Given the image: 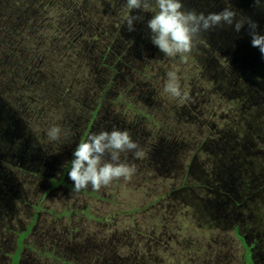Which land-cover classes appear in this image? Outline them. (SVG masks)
<instances>
[{"label":"rangeland","instance_id":"obj_1","mask_svg":"<svg viewBox=\"0 0 264 264\" xmlns=\"http://www.w3.org/2000/svg\"><path fill=\"white\" fill-rule=\"evenodd\" d=\"M3 1L8 5L9 0ZM12 4L14 8L16 6L13 31L21 30L17 37L20 39L21 48H6L3 52L2 62L10 68L14 77L0 74V97L5 96L0 99V107L3 109L6 105L19 106L21 114L13 115L12 123L15 122V125L4 130L6 136L3 138L9 140L14 136L11 139L15 140L13 143L25 141V133L30 131L37 140L26 145L38 152L35 159L25 162L21 156L24 147L12 146L0 161V185L10 189L0 191V264L10 263L12 254L17 250L19 234L33 221L35 223L32 231L23 242L25 246L21 264H138L140 255L149 252L157 244H161L168 251L173 250L176 254L183 255L184 259L175 264H247L243 255L246 250L243 246L245 242L253 246V262L264 264V212L260 211L262 207L258 211L248 209L246 212L239 211L236 207L231 208L232 205L226 208V202L231 200L227 195L216 199L214 192L220 193L216 187L199 184L207 177L210 169L212 173L223 175L218 181L219 184H225L229 180L233 189L240 185L233 168H217L227 165L225 161H218L217 155L231 156L235 152L231 145L224 141L219 143L216 133L209 132L206 127L199 129L200 134H196V127H192L206 120L196 112L200 105L197 91H202L203 87H196L192 83V79L200 74V67L197 65L212 58L210 54L206 57L208 52L204 43L200 45L201 38L194 41L192 51L184 62L178 56H166L159 58L160 65H153L143 74L132 70L134 96L127 99L134 102L136 107L126 106L124 100L127 99L115 104L107 103L108 107L102 109L97 117V121L105 117L106 121L113 122L114 125L124 123L126 119H144L145 124H142L141 131L139 128L135 129V141L144 152L148 148H155L158 138L176 146L184 138L189 141L188 149L184 147L177 150L176 163L169 169L160 162L161 166L156 168H161L160 173L153 166L151 170L146 168L147 164L151 165L147 154L139 161L131 153H126L127 159L131 155L132 160L125 162L139 170L131 179L120 178L99 190H93L89 185L76 192L73 188L74 182L68 178V164L73 158L74 147L82 141L83 132L73 133V142L65 141L66 147L60 150L51 148L53 141L50 142L46 136L49 127L60 125L59 122L72 112L80 116L79 118L91 115L86 111L91 110L88 106L77 111L73 100L65 92L66 85L62 81L65 64L70 65L69 62L74 60L71 52H76L75 46L69 45L67 39L73 27L93 22L100 27L86 37L93 39L97 36L109 43L114 34L109 33L105 26H127L125 16L131 10L127 9L126 0L120 2L118 7L116 2L113 6L111 0H34L32 7H27V0H12ZM4 9L6 7H0V19L7 18ZM131 14L138 13L132 10ZM141 16L143 19L135 22L134 31L130 32L128 28L124 30L121 41L127 43V50L132 49L133 44L129 43L135 40L134 36L143 28L142 40L139 41L141 47L147 46L150 51H155L158 48L151 43L150 30L142 27L148 18L142 11ZM11 31H0V38L8 35L16 39ZM258 31L264 33L262 29ZM26 35L28 37L24 41ZM82 37L81 33L78 38ZM22 48L26 50L23 51ZM226 48L229 49L230 46L226 45ZM215 53L214 58H217L220 52L218 50ZM122 54L123 51L118 52V57H123L124 55L120 56ZM216 63L217 60L209 65ZM224 63L228 64V59ZM169 70L178 72L182 90L188 93V99L184 103L171 99L163 92ZM81 75L84 77V72ZM100 79L107 78L101 76ZM188 84L196 88L192 93ZM205 86L208 88V83ZM222 105L223 102L220 105L216 103L218 108ZM24 109L26 114L22 113ZM173 109L184 111L189 117V127L172 116ZM185 115L182 116L186 117ZM191 117L195 120H190ZM76 127L85 129L87 124L84 128ZM154 129L160 130L156 137L150 135L155 132ZM128 130L131 133V129ZM157 159L159 158L154 161ZM35 161L42 167L39 174L35 170L37 168L31 167ZM121 161L124 162L123 154ZM248 162L260 169L258 172L249 171L244 178L255 185L260 178L264 179V156L251 155ZM187 168L193 173L190 180L185 176ZM200 168H204L203 173H199ZM64 171V185L52 188V181L59 180ZM214 173L210 179L212 181L215 179ZM170 189H174V192L163 196L165 193L168 195ZM236 190L241 201L247 194H252L249 188L241 190L238 187ZM190 193L206 202L208 217L200 212L193 213L189 204L187 206L178 203L176 208L174 200L170 198L175 194L183 199ZM262 202L264 203V198ZM148 204V208L139 211V208ZM38 205L45 210L33 220L35 207ZM242 207L247 209L250 206L247 203ZM87 208L93 217L86 213ZM75 209L77 212L73 211ZM176 209L178 215L173 217ZM168 232L173 235L184 232L193 244L177 245L163 235ZM236 232H239L238 236ZM241 237H245V241ZM172 260L173 257L167 254L166 262L171 264Z\"/></svg>","mask_w":264,"mask_h":264},{"label":"trees","instance_id":"obj_2","mask_svg":"<svg viewBox=\"0 0 264 264\" xmlns=\"http://www.w3.org/2000/svg\"><path fill=\"white\" fill-rule=\"evenodd\" d=\"M2 1L3 0H0V7H6L4 10L7 13V18L0 19V31L12 30L11 33L13 37H16V39H13L8 35H4L3 38H0V70H2L0 74L5 73L13 78L14 74H12L10 68L2 62V56L6 48H21L20 39L17 38L18 33H21V30L18 29L17 32L13 31L16 21V6L15 8L13 7L12 0L8 1V5ZM111 1L113 6H115L116 2V7H118L120 2L124 0ZM33 4L34 0H27V7H32ZM183 4L186 10H195L198 13L203 12L205 14L210 12H219L225 7H231L237 11L238 18L250 17L253 21L258 20V22L255 21L259 25L258 29H262L264 32V3L257 5L255 0H183ZM82 5H84L83 2ZM141 11L142 10L139 9L135 10V12L139 15H141ZM142 13L146 14L148 19H150L153 15L152 13H144L143 11ZM99 27V24L85 22L82 25L73 27L71 29L70 37L67 39V43L69 45L75 46L76 52L75 54H72L71 52L74 60L69 62L70 65L65 64L66 69L62 79V81H64L63 83L66 85L65 92L68 95V98L73 100L72 103L73 105L75 104L74 107L77 111L80 108L85 109V106H88L91 110L86 111L90 112L91 115L79 118L80 116H77L72 112L68 117L63 118L59 124L66 135H62L59 141H51V148L54 147L59 150L64 149L66 147L65 141H68L69 143L73 142V133L80 134L83 132L81 140H84L90 133L94 131L98 132L103 130V128L109 131H111L114 127H118L120 129H131V135L135 140L137 139L135 129L139 128L141 131L142 124H145L144 119L139 118L136 121L134 120L135 122L126 119L124 123L114 125L113 122L106 121L105 117L100 119L101 122L100 120L97 121V117L102 113V109L104 110L108 107L109 104L107 103L115 104L119 101L127 99L128 97L134 96L133 87L135 84L131 82L132 70H136L143 74L153 65H160L159 58L166 56L161 54L158 49L150 51L151 49H148L147 46L141 47L139 41L141 39V33L144 32L143 28H141V30H143L142 32L140 30V32L134 36L135 40L129 43L130 45L133 44V48L127 50V47L129 46H126L127 43L121 41L122 33L127 29V26L117 27L115 25L114 28L105 26L109 33L114 34V38L109 43L104 39H99L97 36L93 39H90V36L86 37ZM142 27L146 29L147 23ZM81 33L83 34V37L79 39L78 36ZM27 37L28 35H26L24 41H26ZM199 37L201 38L200 45L204 43L208 52L206 57H209L208 55L210 54L212 58L208 59V62H200L199 65H197L200 67V74L192 79L193 85L196 87H203L202 91H197V95H199L198 98H200V105L196 109V112L199 117L206 119L204 121H200L196 125H192V127H196V134H200V128L206 127L209 132L216 133V138H218L217 141H219V143L224 141L225 143L231 145L235 152L231 154V156L217 155L218 158L216 157V159L218 161H225L227 163L226 166L217 168H226L228 166L233 168V173L236 175V179L240 183L239 186L237 183L236 185L241 188V190L249 188L252 194L246 193L248 196H245L244 200L241 201L237 195L238 191L236 189H238V187L234 188V190L232 183L229 180H227L225 184L218 183V181L222 179L223 175L213 172L215 179L214 181H212L213 179L210 180L213 173L209 168H207L210 171L207 173V177L199 184H203L204 187H216L220 191V193L214 192L216 199L222 195H227L231 200L226 202V208H228V205H232L231 208L236 207L239 211L246 212L248 209L258 211L259 208L262 207L260 211L264 212V203L262 202V198H264V179L260 178L255 182V185L249 180L245 181L244 179L249 171H260L256 165H251L252 162H248L250 156L254 154L264 156V57L258 53L257 48L251 45V37L249 35L247 24H245L244 28L239 33L234 30V26L224 25L202 32ZM200 45H197V47ZM226 45L230 46V48L227 49ZM22 50L25 51L26 49L22 48ZM218 50L220 52L219 56L214 58L216 54L215 52ZM120 51H123V54L120 55H124L123 57H118V52ZM197 53L200 54V52ZM226 59H228V64L225 65L224 61ZM216 60L217 63L215 65H209L214 63ZM82 72H84V77L81 75ZM100 75L109 80L100 79ZM190 81L191 79L188 82ZM15 82L20 84L18 80H15ZM206 83H208V88L205 86ZM188 86L191 88V93L196 89L190 84H188ZM4 97L5 96H1L0 99ZM79 98L81 101H79ZM215 102L218 105L223 102V105L218 108ZM124 103L126 106L134 105L136 107L135 103L129 99L124 100ZM173 111H171L172 116L181 120V123H186L187 125V118L189 117L184 114V111H182V109H173ZM22 113L26 114V109H24ZM134 113L136 114L137 111H134ZM14 114H21L19 106L6 105L3 109L0 107V161L3 159L4 154L10 151L12 146H16L18 148L23 146L24 151L21 154L23 160L25 162L31 161V159H35V154L38 151L37 149H31L26 145L28 142L37 140L36 137L30 133V131H26L25 141L13 143L15 140L11 141V139L14 136H12L9 140H7V138H3L6 136L4 135V130L15 125V122L12 123ZM182 115H185L186 117H183ZM6 117L8 120H6ZM190 120H195V118L191 117ZM86 124L87 127L85 129L76 127L80 126L84 128ZM187 127L189 126L187 125ZM154 130L155 132L150 135H154L156 137L160 130ZM75 136H77V134H75ZM154 139L155 138H151V140ZM183 139L181 143H178L176 146L167 144L164 139L158 138L156 147H153L152 149L148 148L145 151V154H147L151 159V165L147 164L146 168L151 170V166H153L156 169L161 166V163L165 164L168 169L172 167V165L176 163L175 157L178 153L177 150L184 147L187 148L189 143L188 140L184 139L186 141H183ZM206 145L211 147L208 143ZM195 150L200 149L195 148ZM123 156L124 162L126 160H132L131 155L129 156V159H127V154H123ZM184 156L186 157V155ZM155 158H159L160 160L157 159L154 161ZM183 162L184 160H182V163ZM31 167L37 168L35 169L38 170L37 174H39L42 170L41 165H39L37 161H35ZM68 168H70V162L68 164ZM203 170L204 168H202V170L200 168L199 173H203ZM136 171L139 170L136 169ZM156 171L160 173L161 168L156 169ZM192 174L193 173L189 168L185 170V176L189 180L192 178ZM64 178L65 171L59 180L54 179L52 181L51 187L56 188L57 186L64 185ZM1 190L9 191L10 189L9 187L8 189L5 187L3 188L0 185V191ZM173 192L174 189H170L169 194L167 195L165 193L163 196H169ZM170 198L174 200L173 204L176 208L178 203H184L187 206L189 204V206L192 207L191 209L193 213L200 212L208 217L209 209L208 207L206 208V202L201 200L195 194L190 193L189 196L185 195L183 199L181 196L174 194L173 197ZM246 202L250 206L249 208L247 207V209L242 207L243 204H247ZM148 207L149 204L139 208V211ZM171 207L172 205L170 208ZM35 210L33 220H35L36 217L45 209L41 207V205H38L35 207ZM73 211L77 212L76 209ZM86 213L89 214V208L86 209ZM89 215L90 217H93V215ZM176 215H178L177 209L173 212V217ZM245 216L248 217L246 214ZM32 223L26 227V230L19 234L17 250L14 254H12L9 264H21L22 250L25 246L23 242L32 231L35 222L33 221ZM176 225L174 224V226ZM204 228L208 229L207 226H204ZM238 233L239 232H236L237 236ZM163 235L177 245L193 244L191 238L187 237L184 232L176 235L174 234L175 236L170 232ZM241 238L245 241V237ZM243 246L246 248L245 253L243 254L246 263L255 264L253 262L251 251L253 246L247 245L246 242ZM167 254L173 257L171 264H175V262L184 259L183 255L176 254L173 250L168 251L161 244H157L150 248L149 252H145L140 255V262L138 264H168L166 262Z\"/></svg>","mask_w":264,"mask_h":264},{"label":"clouds","instance_id":"obj_3","mask_svg":"<svg viewBox=\"0 0 264 264\" xmlns=\"http://www.w3.org/2000/svg\"><path fill=\"white\" fill-rule=\"evenodd\" d=\"M255 3L261 5L264 0H255ZM126 7L131 10L125 16L130 32L135 30V22L143 19L139 14L132 15V10L152 12L153 15L147 20L150 40L167 57L178 56L184 62L192 51L194 41L202 32L227 25L234 26V30L239 33L245 24L248 25L251 45L258 48L264 57V33L257 30L258 23L250 17L238 18L237 11L231 7L208 14L186 10L183 0H126ZM163 92L179 103L188 99V93L182 90L176 70L167 72ZM62 135L66 133L58 124L52 125L46 131L50 142L59 141ZM126 153H131L137 159L145 156V152L128 129L114 127L111 131L90 133L77 144L72 153L68 178L74 182V190L79 192L89 185L93 190H99L120 178L131 179L136 168L121 161V155Z\"/></svg>","mask_w":264,"mask_h":264}]
</instances>
